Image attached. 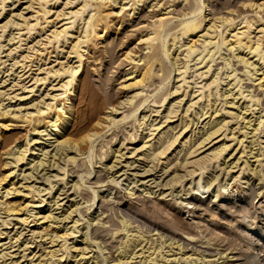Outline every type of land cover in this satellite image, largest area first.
I'll list each match as a JSON object with an SVG mask.
<instances>
[{
	"label": "bare ground",
	"instance_id": "bare-ground-1",
	"mask_svg": "<svg viewBox=\"0 0 264 264\" xmlns=\"http://www.w3.org/2000/svg\"><path fill=\"white\" fill-rule=\"evenodd\" d=\"M2 1L4 2L5 0H2ZM56 1H59V0H56ZM129 1L130 2L133 1L132 4H134V6H132L131 8L132 9L131 13L133 10L135 11V8H136L135 6L137 4L140 5V3H142L141 5H144L147 2L150 4L149 6L151 10L147 12V15H141L138 18L139 20L132 24L134 28L136 27L135 28L136 30H141L142 32L143 31L146 32V33L141 34L140 38L138 39V42L136 43L144 47H142V49H139V53L138 52L134 53L133 51L129 50L124 53V56L122 58L118 57L115 59V51H116L114 49L115 39L112 38L108 40L106 38L107 29L109 28L106 22L111 16L114 15V11L106 12V9L108 8L107 7L108 5L119 4L117 7V9L119 10L115 13L117 15L119 12L121 13V11L125 9V7L127 8L126 3L127 4L129 3L128 0H67L63 2L65 4L63 9L60 8L61 10L59 9L55 11V13L57 14L54 17H52L54 14H51L53 8H50V6L54 3L50 4V0H31L29 8L31 6L33 9V6H38L36 7L38 9L34 11L36 12L34 15L35 17L39 16V15L37 16V14H40L42 16V18L41 16L39 18L44 19V20H41L44 22L43 23L44 26L41 25L43 28L42 29L40 27L39 28L41 29V31H44L43 33H46V35L43 38L41 37L42 39H39V40L36 39L37 41L36 40L35 41L39 44L40 40H45L46 42L45 41L43 42L46 43V46L48 45L47 47L51 48V49L46 48L44 49V51H41L43 52L41 56L45 55L44 54L45 50H47L46 53L48 54V57H47L48 60H50L51 56H55L56 58L54 60L53 58H51L52 60L50 61L46 60L47 62H43L42 58L44 57L34 58L33 57L34 55L31 54L32 55L31 56L29 54L30 52L28 54L26 53L25 55H22L23 56L22 59L15 61L14 63V65L17 63H20L21 64L20 67H22L21 70L19 71L20 75L19 73L18 75H19V79L21 80V84L22 82L24 83L22 85H20L19 83L20 86L18 89H22L23 92L27 91L28 94L30 92H32L30 94H33L35 90V86L33 87L32 85L36 84L39 81L40 82L42 81L44 85L45 81L47 82V80L49 81L52 78L53 82L55 83L51 85V87H49L50 91L52 90V91L59 92V90H61L62 92L52 93V92L46 91L47 93L46 95L47 96L49 95V98L51 97L50 99L52 101V102L47 101L48 103L42 100L43 97L40 95L42 97L41 99L42 102L44 101L43 103H46L45 107H43L44 105L41 106L39 101L38 102L41 107L38 106V104L36 103L37 100H35L36 101L35 103L31 101V105L28 104V106H32L34 104L38 108V109L33 108L36 110L33 112H30V111L23 112L22 110L23 106L20 107L19 105L18 106L15 105V108H13L14 107L13 106L12 108L15 110L10 111L11 109H6V106L4 105V102H5L4 99L0 98V122H2L0 123V127L5 128L6 130L7 129L11 130L12 128H9V127L11 126L14 127L15 124L17 125L19 122L20 123L22 122L21 124H24V123L25 124L28 123L29 125L32 124V128H30L32 130V133H39V132L45 133L47 131L48 133L46 132V135L50 136L49 138L54 139V140L52 139L53 140L52 143L54 144L56 143L55 144L56 151L53 152V154H51V157H53V161H54L53 165L56 163V161L58 162L59 159L63 158L61 157V153H63L62 155H64L65 153V155L68 156L67 158H69V160H72L74 162H76V159L78 156H79L78 158H80V156H83V160L84 159L88 160L92 169H90L89 168L90 166H89L85 171L81 170L80 172H78V180L83 181L84 182L83 184H87L86 183L87 180H84V178H86L84 173H87V176H89L87 177V179H89L91 174L93 173V165H94L93 153L97 151L96 153L99 155V157H103V156L107 157V154H109V152H108V149L104 151V147L109 145V143L113 140V138L117 137L119 134V132L114 131L112 132L109 140L105 141L103 138L104 136L107 137V135H104V133H107V131L113 127H116V126L120 127V125L124 123H131V126L133 128L134 127L136 128V123H138L139 126H142V124H144L145 127L147 128L149 127V129L153 131L154 134H155V131L158 130L156 134L158 135V137L156 136L157 139L154 142H151L150 144H148L147 148L145 147L146 150L148 149V151L146 152L148 153L146 157H152L154 159L158 158V161H159V158L161 159L162 156L167 154V151L170 149V147L174 145V143L177 142L179 136L183 133V131L187 130L189 126H190V129L184 134V136L185 135L187 136L184 138L183 146L181 149V150H185L184 161H186V163L190 162L191 160L190 158H193V157L195 158L196 156L204 153L206 150H209L206 157L211 156L212 158L214 159L216 158L218 160L220 157L223 156L222 157L223 163L224 165L227 164V167L230 166L228 161H226L227 156L232 157L234 155L233 157L237 158L236 163H238V161L242 158L245 152H247V150L249 153L253 154L252 151L253 150L255 151L256 146L263 143L262 137L260 136L256 137V136L257 134H260L261 132L264 131L263 130V127H264V15L261 14V11H264V0H255L254 2L253 0H238V1H233V0H129ZM216 1L218 2L217 4L214 3ZM239 2H242V4L238 5ZM36 3L38 5H34ZM70 5H74V6L72 7ZM112 7H110V9ZM233 7H239V8L241 7L242 9H245V10H242V9L240 10L239 8H238L239 10H237L236 8H234L235 9L234 10ZM68 8L70 9L68 10ZM248 10H251L252 12H254L258 16V18L249 17V15L246 14ZM20 12H19V15H22V11ZM122 12L124 13V11ZM239 17L241 18L240 22L244 24L237 22V18ZM131 19L132 18L130 17V20ZM141 19H144L145 21L142 22ZM78 21L79 22L81 21V24L83 23V25L81 26V24L78 23V25L80 24L81 27L77 25L79 28H77L74 31V28L76 27L75 26L76 22ZM10 22L13 23L12 19L8 20L5 26H7V23L10 24ZM14 22L16 21L14 20ZM19 23L21 22H17L14 24L19 25ZM123 23H124V20L120 21L119 23L120 25H118V29L121 28V25H123ZM22 24H24V22ZM32 24L35 26L38 24V22L37 24L36 23H32ZM20 27L19 29L23 30ZM32 29L33 28H31V30ZM131 34L132 33H130V35ZM127 35L129 34L125 33L124 36L127 37ZM95 36H98L99 39L105 38V40H103L105 44H103L102 46L103 48L102 53H103L104 58L109 57L108 60H104L107 62L106 64L103 62V57L101 56V54H97V53L94 54V50L92 53L90 51V49L92 48L91 45L93 44L92 41L94 42L93 38ZM9 39L12 41L14 37L12 36ZM18 39L20 42L24 40L21 37H18ZM185 39H187L188 42L185 43V41H187ZM122 40L123 39H121L120 41ZM170 40H172V42H170ZM201 41L203 43L202 50L199 48V46L197 47V45H199ZM36 42L33 43L35 46L37 44ZM63 43L64 45L66 43L69 44L68 45L69 50L66 51L68 54L66 56L64 55V58L66 59L63 58L64 60H60L59 54L58 56L55 54L53 55V52L57 53L58 51H63L65 47L63 46ZM61 45L63 46V48L59 50ZM30 47H28L27 49H29ZM35 48L37 49V47ZM179 49H181V54L185 52V57L187 59L194 56L195 54V56L192 57L191 62L192 60L196 58L197 59L195 60L196 65L198 64L197 65L198 67L199 65H201L200 68L206 69L204 71L202 70L200 74L198 73V76L200 75V78L205 77L212 70L213 72L211 74L215 75L214 78L210 76L213 79L209 83L206 81L208 83V85L207 84L206 85H207V91L209 93L202 91L203 89H205L204 87L206 86H204L202 90L200 88L201 93L196 96V98H199L197 101L195 100L196 102L201 100L207 94H208L207 95L208 97L211 96L212 91H214V89L216 88L219 89L217 85V87L215 88L213 87L214 89H212L211 91L210 85L212 88L213 84H217L219 82L218 79L221 77V74H220L221 70L224 69L225 67L227 69L226 77L230 78V81L228 82L229 85L236 84V87L239 88V94L237 93L238 96L240 95L244 97L245 100L246 98H248L246 109L247 110L249 109L247 106L252 107L253 105H255L257 109L260 110L261 112L259 113V116L257 118H253L254 113H255L253 111H252L253 115L249 119H247L243 115L242 119H243V123L245 122L244 123L245 125L240 126V128H238V126L237 127L234 126L235 128H233L232 130L231 127H228L229 126L228 123L230 122L231 124V121H233L234 119H227L226 117H224L223 119L221 118V121H219L220 116H216V115H219L220 110L223 108V107L218 108L217 102H219L218 101L219 98L217 96H220V95L223 96L225 93L220 94L219 92L220 95L217 94L216 96V94L213 92L215 96L213 95L214 97L213 96L211 97L214 98V103L208 100L207 105L205 106L202 105L201 110L197 113V115L200 114L198 115L199 117H196L195 119V120H198V122H199V118H202V116L207 115L205 119L206 118H209V119L207 122L204 123L202 127L203 131H202L201 136L199 135V137H197L198 136L197 135L195 137L196 133H199L200 131L199 129L198 131L196 130L198 128L197 126L194 130H192L193 129L192 126L194 123V121L192 120L193 118L191 119L189 117V120H188L187 119L188 115L184 116L183 114L182 116L179 115L181 116L179 117L177 114L181 106L177 109L176 104H178L179 106L180 103L184 101V98L179 95L181 98L178 99L179 96L176 94L172 98L169 97L173 93H179V90L182 89L183 86L185 85L187 86V84H189L188 83L189 81H187V78H186L187 77L186 74H187V70L191 68L190 65L188 67V64L190 61L187 62L188 60L185 59L187 61L184 60L185 62H182L183 63L182 67L181 68L178 67L179 72H178L177 81L178 83L180 82V84H178L176 89H174V91L172 90L163 91L164 86H166L171 81L172 74L174 71V69H170L169 71L163 73L164 71L163 64L168 62L169 64H171V67L173 65L181 66V64H179L181 62V61L179 62V55H181L178 52ZM223 49H226L229 53L225 52L226 54L223 55L222 53L224 52H221ZM41 50H42V47H41ZM236 51L239 54L237 56L235 55L237 53ZM231 52L233 55L230 54ZM96 54L97 56H95ZM89 58L93 60L91 64L92 65L95 64L97 66L96 68L94 66L95 70L92 68L95 71L93 72L97 73L96 78L89 77L87 79L85 77H82V73L87 72L86 63H88V61L90 60ZM218 58L219 59L221 58L225 63L224 64H222L223 62L217 63L216 61ZM234 58H237L238 60L235 62ZM117 59H119L118 62H117ZM125 61H128L129 64H132L131 67L129 68L130 70L125 73L126 80H124L123 83H120L122 85L119 84L120 85L119 88L122 87L125 90V94L120 97L119 101L113 102V98L115 97L116 93L110 89V82L113 80V77L110 75V72H113V67L115 63L116 64L118 63V65L120 66ZM33 65H35L36 67H33ZM57 65L59 67L56 68ZM214 65L217 67L213 69ZM27 67L29 68L27 69ZM102 67H104L103 68L104 71H102ZM33 69L36 70L35 75H32L34 71ZM41 74H44V75L42 76ZM204 74L205 76H203ZM31 80L33 82H31ZM231 81L233 82L230 83ZM195 83L197 82L195 81ZM152 86L154 88H151ZM233 87H235V85ZM12 88L13 87H11V89ZM197 91H199V89ZM229 91H232V90L229 89ZM64 92L65 93L69 92V94L64 96L65 95ZM232 92L231 93L229 92V94L233 95L234 93ZM1 94H2V91H0V95ZM17 95L18 94L15 95L14 93V96L13 95L12 96L13 97L16 96L17 98ZM22 95L23 96L20 95L19 98L24 99V98L29 97L28 95H24V94ZM226 95H228V93H226ZM95 96L101 97V101H99V103L97 102L93 103L94 101L93 102L91 101V99L94 100ZM8 97L10 98V96ZM62 97H63V100H61L60 103L58 104L56 101ZM227 97H229V95ZM193 99H191L190 101L192 102ZM65 100L66 101L70 100L68 105H66L67 103ZM195 101L192 104H195L196 103ZM228 101L225 100V103H227ZM149 102H151V105H149ZM231 103H233V101L230 102L229 104L231 105ZM79 105H82L84 109L82 108L83 110L78 111L77 107ZM213 105H216V107L213 108ZM9 106H7V108H10ZM143 106L145 107L151 106L152 112L155 111L157 113L156 115H158L162 107L166 106L164 110L167 111L166 118H168V120L171 119L169 120L170 122H168L166 125L162 127L161 125H163L167 121L165 120V121H162L163 122L162 124L156 126L154 122L157 119H154V120H151L150 123L148 124V120L150 116H148L145 113H143V116L139 115V111L143 108ZM155 107L158 109H155ZM27 108H23V109H27ZM52 109L55 110L54 115L49 116V118L51 119L48 121V125H45V127H43L44 130L40 129L39 131L38 127H40L41 125L40 123L42 122V120L46 119L44 114H46L47 111L52 110ZM187 109L189 110V108ZM205 109L207 110L205 111ZM244 109L243 111L245 113L246 110ZM120 110H122L120 112L122 116L120 118H117L116 114H118V111ZM222 110H224V114L226 115L227 114L231 115V113H233V111L225 110V108H223ZM140 112H142V110ZM252 113H249V114L251 115ZM42 116H44L45 118L41 119ZM177 116L179 117L178 120L181 118V122L179 123L182 124L179 130L183 128V131L180 134L177 133L180 131L176 130L179 124L177 123V125H173L174 123L173 121H177V120H172V118L177 117ZM238 116L239 114H236L235 116H232V118L233 117L235 118ZM6 122H9V123H6ZM15 122H18V123H15ZM169 123H172V124H169ZM20 126L22 127V125ZM48 127L49 129L50 128L51 129L48 130ZM123 127H121V131ZM107 128L109 129L106 130ZM246 128L247 130L245 131ZM248 129H251V131L249 130L250 132H248ZM31 130H26L25 138L20 144L16 145L17 147L14 146L13 148H11V146L10 147L8 146L9 144H6L9 147V149H6V150H9V151L5 152L3 150L4 147L2 149V151L5 152V154L9 156V158L12 155L11 160L10 159L8 160L5 158L6 160L5 164L10 165V172L6 174L5 176L0 177V213L7 214V215L5 214L6 218L4 219L2 218L3 220H1L2 224L5 226H9V224H13V221L11 222L10 220V219L15 218V217L12 218L13 214L16 216L19 215L17 216L18 218L16 217L17 223L18 222L23 223V224L27 223L29 221L28 220L29 217L26 218V215L32 212L30 208L31 206H34V203H35L34 197H36V195H39L41 193V190H38L37 188H35L34 185L36 183L32 185L28 184V181H29L28 178L32 179L30 176H32V174L34 173L33 171L34 169H36L37 166L39 165L42 166L45 163H48L46 161V157L50 155L48 153V149L44 147L47 151L44 149L45 151L42 153L44 154V157H41V158L39 157L40 160L36 161V163H35V160H36L35 153L33 152V154H31L32 159L30 157V161L27 163H32L31 164L32 168L34 167L33 164L34 165L39 164V165H37L33 169L31 168L32 170H30L29 172L23 173L24 174L23 179H25V182L21 181L20 179L16 180V176L18 177V175L15 174L16 168L14 169V166H13V164L17 165V163H19L22 160L24 161V159H26L25 158V156L27 155L26 153L29 151L28 146L29 144H31L29 135H28V134L31 135ZM174 130H176L177 132H175ZM191 130L192 132L190 134ZM228 130L231 136H229V134L227 133ZM240 130H243L242 131L243 136L241 138H240L241 135H239L240 134L239 132H241ZM249 133H252V136H251L252 139H250V141L247 144L245 143L246 145H244V138H247V135ZM122 134H124L123 131H122ZM152 134L153 133H151V136ZM236 134L239 136H237ZM221 135L223 136V138L215 140ZM229 137L232 139V141L236 140L239 146L236 144L237 147L234 148V151H232L233 150L232 148L229 152H227L228 149L232 145V143L231 144L227 143L226 138H229ZM134 138L135 137H133V139ZM125 139H126V136L124 137V140ZM5 140L7 141V138L6 139L4 138L3 140L0 136V147L1 148L2 146L5 145V142H6ZM148 140L144 141L145 143L142 147L147 145ZM24 141L25 143H23ZM37 141H38V138H37ZM212 142L213 144H211L209 147L205 149V147ZM38 143H41V142H36V144ZM240 144L242 147V151H241V148L239 149V151H236L238 147H240ZM99 145H100V151H98V148H97ZM22 146L24 147L22 148ZM246 147H249V149H245ZM34 149L36 150L37 148H34ZM260 149L261 147L258 150L259 154L257 156L259 155L262 156V151L260 152ZM35 150H32V151H35ZM59 151H61L60 154H59ZM113 151H114L113 152L114 154L115 152H120L119 149L118 150L115 149ZM135 151L137 150L135 149ZM226 152L227 154L225 155ZM70 153H73V155L71 154V156L69 157ZM239 153L241 154L237 156V154ZM58 154H59V157L57 159L56 156H58ZM256 154L254 153L253 156L256 157ZM206 157H199V159L197 158L196 160H192L191 163L194 162L196 163V165L198 164V166H200L199 169H201L204 167V166L202 167L201 165L205 164L206 161L204 160V158ZM48 159H50L48 160L49 162L50 161L52 162L51 158H48ZM255 161H259V158H256ZM233 162L235 163V161ZM247 162L248 161H246V163ZM168 165H170V162L167 163L165 166L167 167ZM18 170H22V169L19 168ZM35 171H37V169ZM176 171L174 170V172ZM257 171L261 172V170H257ZM254 172L255 174H257L256 171ZM97 173L98 174L95 176L94 180L91 183H99V182L104 181L102 170H98ZM9 176L10 178L9 180H7ZM258 176L260 177V179H262L261 173L257 175V177ZM216 179L217 177L211 176L209 180H207L206 182L207 185H205V187L203 188L209 189L210 186L213 185V182L216 181ZM115 183L117 184L116 180H115ZM245 183L247 184L246 187H243L237 184H231V185L229 184L230 185L229 188L231 189L230 192L229 190H226L227 186H223L222 188L225 189V191L222 192L223 189L222 190L219 189L215 191L216 193L215 199H210L209 198L210 194H208L207 196L204 195L206 193L205 190L202 192L203 196H201L202 195L201 194L199 196V199H198V195H199L198 192H194L191 196L187 195L186 197L182 198L180 203L182 205H185L183 206V208H187L188 213L192 214V217L190 216L191 217L190 219L191 221L193 220V222L184 221L183 219H181L179 215H177L178 213H174V216L172 218H167L171 216L169 213V209L172 210L175 208V206L172 207L170 202H167V204H165L167 205L166 208L165 207L162 208L160 207V205L159 207H157L158 205L156 204L157 206L155 205V207L147 210V212H150L153 216L158 218L156 220H159V219L163 220L165 216L166 218L164 222L160 220H159L160 222L150 220L146 216L143 215L142 211H140L138 207L133 205L131 202L129 203L128 200H126L127 195L117 198L115 203H111L110 201L107 200L105 196H101V200L98 199L97 207L99 206L98 209L100 210V212L102 211V215L103 213L109 210L107 208L108 204L106 205V201L111 203V206H112L111 209H113L114 213L112 214L107 213L109 215L106 216V219L100 218L101 220L99 219L100 221L98 220L99 222L98 221L97 222L98 224L101 222L100 224L102 225L110 223V227L114 226L115 227V231L113 232L114 235L124 230L129 231L130 226L132 224L133 225L135 224L134 227H137L136 229H139L141 233L142 232L143 233L148 232V234L150 233V236L147 237L146 240L147 239L152 240L153 239L152 237L156 235V237H154L155 239L153 240L160 241L163 244H164V241L166 243L167 240H170V243H168L169 246L177 244V247L181 249L185 245L189 246L190 244H192L191 245L192 247L195 246L196 247L195 249L197 251L199 250L197 253L193 252L188 255H186L185 252H183V254L180 255V257L171 258L172 259L171 263L173 264H264V185L258 186L257 184L251 183L250 179H248ZM198 184H199V188L202 187L200 183ZM111 188L112 187H110V189ZM233 188H235L234 191L232 190ZM84 189L92 190L94 198H93V203L92 202L91 203L92 205L95 204L98 198V195H97L98 189L96 190V188H93L92 184H89V186L87 185V187H85ZM121 190H119V192H121ZM188 193L190 192L188 191ZM204 197L207 200H204ZM57 200L55 199V201ZM42 201H45V199H42ZM58 203H59L58 201L56 203L54 202V205ZM73 205L74 204L72 202L67 207V209H65V212H64L65 216L63 217L64 220L67 221L68 220L67 218L70 219L73 212H78L80 214L79 207L81 204L76 203L75 206ZM41 213L42 212H40V214L38 213V215L34 217L36 220L35 224L38 221V223L36 224V226L37 225L38 226L37 227L35 226V227L39 228L40 226V228H42L40 232L37 231L39 234H42V235H39L41 236V241L43 240L42 236H45V237L49 236L50 242H52L54 245L57 243L56 241L58 242L62 241L61 242L62 244L60 245L59 250L68 249L70 251L71 249L75 248L74 250L76 251L77 250V247H76L77 239H76L75 244L74 243L73 245L71 244L73 248L68 247L66 245L68 243L66 242L68 241L69 236L71 237V235H74V233H77V232H74L75 231L74 228L78 224V222L82 220L80 219L81 217L77 218L75 216L77 219H75V221L73 222L72 229L74 231L71 229V231L68 232L67 230L66 231L64 230V227L61 228V225H59L58 223L60 220H62V218L59 220V217H56L57 215L55 214L53 215L51 210L48 209L46 213L44 214H41ZM118 213L121 214L122 219L120 223L122 225L118 224L115 221V216H117ZM163 213H166L169 216H166V215L162 216ZM24 214H25V217H24ZM81 214L79 216H83ZM0 218H1V215H0ZM83 218L85 219V217ZM87 222H88L87 223L88 225L86 224L87 231L84 233L82 239L79 241L85 243L86 247L89 248L90 246L88 245L91 241V240L89 241V239L91 237L89 236L90 231H88V229L90 230L89 225H91V223L89 221ZM133 225L131 226V228H133ZM22 226H25V225H22ZM67 227L68 226H66V228ZM35 231L33 229L32 231V233L34 232L33 235L36 233ZM78 231L80 232L81 230H78ZM100 231L109 232L113 230L112 229L105 230L103 226L95 227L94 232H93L95 240L91 242L92 243L95 242L94 243L95 244L94 253H97V256H96V260H94L92 263L106 264V262H108V257L111 258V261L109 262V264H124L126 260L130 261V259L128 258L129 256L127 257L126 254L134 255L136 253L135 248L137 249L138 248L137 246L139 245L135 244L133 249L129 251V248L133 246V242L131 241L129 242L127 238L125 239L124 242L121 243V246L119 245L120 248L123 249V250L121 249L122 251L120 252L119 255L118 254L117 256L113 255L112 251L109 250L105 256L103 255L104 253L101 256H99L100 253L103 252V248L102 249L100 248L99 240H96V238H99V237L103 238L102 237L103 234L101 235ZM178 231H182V233H184L185 235L184 236L180 235ZM1 233H6V232H2L0 230V234ZM18 233L21 234L22 236V231L17 232V234ZM45 237L43 238L45 239ZM20 238H21L20 235L19 236L17 235L14 241L15 243L12 244L11 247L13 246L15 247V245L17 246L18 242L21 241ZM162 239H164V241H162ZM198 239H200L201 242L202 240L205 239L204 242L207 245L216 246L217 247L216 249L218 250L217 253H219L220 255L218 257L217 255L215 256L216 252L210 248H200V247L198 248L196 244V240ZM47 241L49 240L47 239ZM92 243H91V246H92ZM4 244L5 243H2L1 246L2 245L5 246ZM41 244L39 245L40 247H42ZM106 247L104 249H106ZM59 250H55L53 248V250L49 251V255L53 257L55 256V253ZM89 250H91V248ZM94 253L90 256L83 255L84 256L83 259H86L85 260L86 263L91 261V259L95 258ZM121 253H123V255H121ZM194 253L196 254L194 255ZM136 255L137 254H135V256ZM23 256L26 257L24 253H23ZM144 257L145 256H143V258ZM167 257L168 255H165V254L163 255V259L165 258L164 259L165 262L168 259H170ZM125 258H128V259H125ZM152 259L153 258H151L149 261H147L148 259L143 260V261L145 263L146 262L149 263L150 261H152ZM159 259H160V256L158 260L154 258V261H155L154 264H163V263H159ZM41 263L42 262H39V264ZM76 263L81 264V260L77 261Z\"/></svg>",
	"mask_w": 264,
	"mask_h": 264
},
{
	"label": "rangeland",
	"instance_id": "rangeland-1",
	"mask_svg": "<svg viewBox=\"0 0 264 264\" xmlns=\"http://www.w3.org/2000/svg\"><path fill=\"white\" fill-rule=\"evenodd\" d=\"M1 1L2 0H0V49H1L0 50V91H2V94L3 93L4 94L3 95L1 94L0 98L4 99V101H5L4 105L6 106V109H11L10 111L15 110V109H13V108H15V105H17V106L19 105L20 107L23 106V108H27L28 107L27 109H23L22 108L23 112L24 111L33 112V111H36L33 108L38 109L36 107V105L33 104V103L36 102L35 100H37L36 103L38 104V106H40L39 105V102H40L41 106L44 105L43 107L46 106V103H43L44 101L52 102L51 99H50L51 97L49 98V95L48 96L46 95L47 94L46 91H49V92H52V93L53 92H58V91H52V90L50 91V88H49L55 82H53L52 78H51L52 80L50 79L49 81L47 80V82L45 81L44 85H43L42 81L41 82L39 81L36 84L32 85L33 87L35 86V90H34L33 94H30L32 92H30L29 94H28L27 91L23 92L22 89H18L19 86L24 83V82H22V84H21V80L19 79V75H20L19 71L21 70L22 67H20V65H21L20 63H17L15 65H14V63H15V61L21 60L22 57H23L22 55H25L26 53L28 54L29 52H30L29 53L30 55L31 54L34 55L33 56L34 58L35 57H44V58H42L43 62L50 61V60H52L51 58H53V60H54L56 57L55 56H51L50 60H48L47 59L48 54L46 53L47 50H45V53H44L45 55L41 56V54L43 53L41 51H44V49H46V48H49V49H51V48L47 47L48 45L46 46V43H45L46 41L45 40H40L39 44L36 42L37 40L42 39L46 35V33H43L44 31H41V29L43 28L42 26H44L43 25L44 22L41 21V20H44V19H41L42 16L40 14H37V16L39 15L38 17H35V15H34L36 13L34 11H36L38 9V8H36L38 6H33V9L36 8L34 10L32 9L31 6L29 8L31 0H5L6 2L5 1L1 2ZM64 1H67V0H59V1L50 0V4L54 3V4H52L50 6V8H53L51 14H54V15L52 17H54L57 14V13H55V11L59 10L60 8L61 9L64 8V5H65L63 3ZM233 1H238V0H233ZM254 1L255 0H253V2ZM128 2H129L128 4L126 3L127 8L125 7V9H127V10L124 9V10H122V11H124V13L121 11V13L119 12L117 15L115 13L119 10V9H117L119 4H114V5L111 4V5L107 6L108 8L106 7L107 8L106 12L114 11V15L111 16L106 22L108 27H109L107 29L106 38L108 40H110L112 38L115 39V43H114V47H115L114 49L116 50L115 51V59L118 58V57L122 58L124 56V53L129 51V50L133 51L134 53L135 52L139 53V49H142V47H144V46L136 44V43L138 42V39L140 38L141 34L146 33V32L145 31L142 32L141 30H136L135 29L136 27L134 28L132 26V24L134 22H137L139 20L138 18L141 15H147V12L149 10H151V8L149 6L150 4L148 2L145 3L144 5H141L142 3H140V5L137 4L138 6L137 5L135 6L136 7L135 11L133 10L132 11L133 14H132L131 13V10H132L131 8H132V6H134V4H132L133 1L130 2L128 0ZM214 3L217 4L218 2L216 1ZM108 4H110V3H108ZM241 4H242V2L238 3V5H241ZM34 5H38V4L36 3ZM70 6L73 7L74 5H70ZM72 7H70V8H72ZM110 7H112V8L110 9ZM70 8H68V10ZM234 8H236L237 10H239V9L241 10L242 9L241 7L240 8L239 7H233V9ZM242 10H245V9H242ZM20 11H22V15H19ZM207 12H208V10H207ZM246 14H248L249 17L258 18V16L254 12H252L251 10H248V12ZM261 14L264 15V11H261ZM40 16H41V18H39ZM10 17H12V18H10ZM130 17L132 18L131 20H130ZM9 18L12 19L13 23L12 22H10V24L7 23V26H5L6 22L8 20H10ZM13 19L16 22H14ZM240 19H241L240 17L237 18V22L241 23ZM123 20H124L123 25H121V28L118 29V25H120L119 24L120 21H123ZM141 21L143 22L145 20L141 19ZM17 22H21V23H19V25L14 24V23H17ZM23 22H24V24H22ZM37 22H38V24H37ZM32 23H36L37 24V25H35L36 27ZM78 23L81 24V21L80 22L79 21L76 22V25H75L76 27L74 28V31L77 28H79L78 26H80V24L78 25ZM26 24H28V25H26ZM241 24H244V23H241ZM82 25H83V23L81 24V26ZM19 27L22 28L23 30L19 29ZM28 27L30 28V30H29ZM31 28H33V29L31 30ZM125 33H128L129 35H130V33H132V34L130 36L127 35V37H125L124 36ZM12 36L14 37V39L11 41L9 38L12 37ZM18 37H21L24 40H22L20 42ZM97 37L98 36H95L93 38L94 42L92 41L93 44L91 45L92 48L90 49V51L92 53L93 50H94V54L95 53L101 54V56L103 57V62L106 64L107 62L104 61V60H108L109 57H105L104 58L103 53H102V50H103L102 46H103V44H105L103 40H105V38L99 39V37L98 38ZM121 39H123V40L120 41ZM185 40H187V39H185ZM43 41H45V42H43ZM35 42L37 43L36 46L33 44ZM170 42H172V40H170ZM186 42H188V40L185 41V43ZM44 44H45V46H44ZM202 44L203 43L201 41L199 43V45H197V47L199 46V48L201 50H202V47H203ZM68 45H69L68 43H66L65 45L63 43V46H65L64 50L63 51H58L57 53L53 52V55L55 54V55L58 56V54H59L60 60L66 59V58H64V55L66 56L68 54L66 52L67 50H69V46ZM63 46L61 45L59 50L62 49ZM28 47H30L29 48L30 50L27 49ZM35 47H37V49ZM41 47H42V50H41ZM183 48H181V49H183ZM181 49H179V51H178L180 54H181ZM35 50H37L38 52L35 51ZM33 51H35V52H33ZM221 52H224V53H222L223 55L226 54L225 52L229 53L226 49H223ZM97 54L95 56H97ZM230 54L233 55L232 52ZM218 55H216V56H218ZM235 55L236 56L239 55L238 52ZM194 56H195V54H194ZM194 56H192V57H194ZM184 57H185V52L182 53L181 55H179V62L180 61L181 62L180 63L178 62V63L181 64V66L180 65H178V66L173 65L172 67H174V66L175 67L172 68L171 64H169L168 62L163 64V69H164L163 73L169 71L170 69H174L171 81L166 86H164L163 91H166V90L174 91V89H176L178 84H180V82L178 83V81H177L178 80V72H179L178 71V67H180V68L182 67V65H183L182 62H185L187 60H188L187 62L190 61L189 64H188V67L190 65L191 68L188 69L189 71L187 70V74H186L187 77L186 78H187V81H189L188 83L191 86L189 84H187V86H189V87H187L185 85V86L182 87V89L179 90V93H173L169 97L172 98L176 94V95H178V96L180 95L181 97L184 98V101L181 102L182 104L180 103L179 106H178V104H176V108L177 109L181 106L179 108V112H177V114H178V116L179 115L182 116L183 114H184V116L188 115V117H187L188 120H189V117L191 119L193 118L192 120L194 121V123H193V126H192V128H193L192 130H194L196 128V126H197L198 128L196 130L198 131V129H199V131H200L199 133H196L195 137L197 135H198L197 137H199V135L201 136L202 131H203L202 127H203L204 123L207 122L208 119H209V118L205 119V117L207 115L206 116H202V118H199V122H198V120H195V119H196V117H199L198 115H200V114L197 115V113L201 110L202 105L203 106L207 105L208 100L214 103V98L213 97L215 96V94L217 96V94H219V92H220V94H224V93L225 94L223 96L219 94L221 97L217 96L219 98V100H218L219 102H217L218 103L217 104L218 108L223 107V108H225V110L233 111V113H231V115L227 114L228 115L227 116L226 114H224V110H222L223 109L222 108L220 110L219 115H216V116H220L219 117V121H221V118L223 119L224 117H226L227 119H234L233 121H231V124H230V122L228 123V125H229L228 127H231L232 130H233V128H235L237 126H238V128H240V126H244L245 125L244 124L245 122L243 123V119H242L243 115L247 119H249L253 115V113H252V111H253V112H255L253 118H257L259 116V113H261V112H260V110L257 109V107L255 105H253V106L251 105L252 107L247 106L249 109L248 110L246 109L248 98H246V100H245L244 97H242L240 95L238 96L239 88L236 87V84H233V85L230 84L229 85L228 82L230 81V78L226 77L227 69L225 67H224V69L221 70V73H220L221 77L218 79L219 82L218 83L216 82L217 84H213L212 88H211V85H210V90L211 91H212V89H214L218 85L219 89L216 88V89H214V91H212L211 96H213V95L214 96L213 97L209 96L210 97L209 98L207 96L208 95L207 94L206 95L207 97L205 96L206 98L203 97L201 100L196 102L199 99V98H196V96L201 93L200 88L202 90L203 87L206 86V87H204L206 90L203 89L202 91H204L206 93H209L207 91V85L214 78L215 75L211 74L213 72V70H212L206 76H205V74L203 75L206 78L205 77H201L200 78V75L198 76V73L200 74V72L202 70L204 71L206 69L200 68L201 65H199V67L197 66L198 64L196 65V61H195V60H197L196 58L194 60H192V62H191L192 57L189 58L190 60L187 59L186 57L185 58ZM89 59L90 60L88 61V63H86L87 72H83L82 73V77H85L87 79L89 77L96 78L97 77V73H94L95 72L94 70H95V68L97 66L95 64L92 65L91 62L93 60H91V58H89ZM185 59H187V60H185ZM252 59H254V58H252ZM234 60L236 62L238 59L234 58ZM73 61H74V59H73ZM118 61H119V59H117V62ZM216 62L217 63L223 62L222 64L225 63L221 58L220 59L218 58ZM238 64H240V63H238ZM131 65L132 64H129L128 61H125L120 66L118 65V63L117 64L115 63V65L113 67V72H110V75L113 77V80L110 82V89L113 92L116 93L115 97L113 98V102L119 101L120 97L125 94V90L122 87L121 88H119V87H120V85H122L120 83H123L124 80H126L125 73L130 70L129 68L131 67ZM94 66H95V68H94ZM33 67H36V66L33 65ZM57 67H59V66L57 65L56 68ZM216 67L217 66L214 65L213 69L216 68ZM28 68L29 67H27V69ZM103 68L104 67H102V71H104ZM33 70H34L33 71L34 74L32 73V75H35V71L36 70L35 69H33ZM18 73H19V75H18ZM41 75L43 76L44 74H41ZM210 76L213 77V78H211ZM34 77H36V76H34ZM222 77H224V78H222ZM33 81H34V79H33ZM33 81L31 80V82H33ZM195 81L197 83H195ZM232 82L233 81H231L230 83H232ZM246 82H247V80H246ZM19 83H20V85H19ZM28 84H30V83H28ZM234 85H235V87H233ZM32 86H30V87H32ZM11 87H13V88L11 89ZM154 87H155V85H154ZM154 87L152 86L151 88H154ZM198 89H199L200 92L197 91ZM229 89L232 90L233 92L229 91ZM3 90H4V92H3ZM217 90H218V92H217ZM227 90H228V92H227ZM35 91H36V93H35ZM13 92L15 93V95L18 94L19 96L17 95V98H16V96L13 97L14 96ZM60 92H62V91L59 90L58 93H60ZM229 92L230 93L232 92L234 94L233 95L229 94ZM9 93H10V95H9ZM226 93H228L229 97H227L228 95H226ZM245 93H247V92H245ZM22 94L28 95L29 97L24 98V99L23 98H19L20 95L23 96ZM64 94H65L64 96H66V95L69 94V92H67V93L64 92ZM185 94H186V96H185ZM7 95L10 96V98ZM40 95L43 97V99H42V97ZM230 95H231V97H230ZM180 96H179L178 99L181 98ZM225 96L227 97V99H226ZM44 97L47 98V99H45ZM236 97H238V98H236ZM12 98H14V99H12ZM28 98H30V99H28ZM95 98H97V99H95ZM10 99H11V101H10ZM41 99L44 100V101L42 102ZM65 99H66V97H65ZM191 99H193L192 102L190 101ZM61 100H63V97L60 98L59 100H57L56 102L59 104ZM225 100H227V101L230 100V101L225 103ZM31 101L33 102L32 103L33 105L32 106H28V104L31 105ZM91 101L92 102L94 101L93 103H95V102L99 103V101H101V97L95 96L94 100L91 99ZM194 101L196 103L192 104ZM232 101H233V103H231V105H232L231 106L229 103L232 102ZM69 102H70V100H67L66 101V103H67L66 105H68ZM149 105H151V102H149ZM7 106H9L10 108H7ZM144 107L145 106H143V108ZM165 107L166 106L162 107L160 109V112L158 113V115H156L157 113L155 111L152 112V110H151L152 107L151 106L150 107L146 106L144 109L143 108L141 109L142 112H140L141 110L139 111V115L143 116V113H145L148 116H150L151 118L149 117L148 124L150 123L151 120L157 119L154 122V124H156V126L162 124L163 123L162 121L167 120L166 123L161 125L163 127L168 122H170L169 120H171V119L168 120V118H166L167 111L164 110ZM215 107H216V105H213V108H215ZM253 107H255V108H253ZM77 108H78V111L84 109L82 105H79ZM187 108H189V110ZM155 109H158V108L155 107ZM243 109L246 110L245 113H244ZM186 110H187V112H186ZM206 110L207 109H205V111ZM121 111L122 110L118 111V114H116L117 118H120L122 116V114H120ZM54 113H55V110L52 109V110H49V111L46 112L47 116H46V114H44L46 119L42 120V122L40 123L41 125H40V127H38L39 131H40V129L44 130L43 127H45V125H48V121L51 119V118H49V116L54 115ZM209 113H208V115H209ZM235 113L239 114V116L235 117V118L234 117L232 118V116L236 115ZM249 113H252V114L250 115ZM222 114H224V115H222ZM44 116H42L41 119L45 118ZM178 116L172 118V120H177V121H173L174 123L172 122L173 125H177V123L179 124L178 128L176 129L177 131L182 126V124L179 123V122H181V118L178 120V118L181 117V116H179V117ZM184 119H185V117H184ZM195 121H196V123H195ZM141 122H142V120H141ZM257 122H258V120H257ZM0 123H2V122H0ZM6 123H9V122H6ZM15 123H18V122H15ZM21 123L19 122L18 124L22 125V127L20 125H18V124L17 125L15 124L14 127H12V126L9 127V128H12V129L11 130L7 129L8 131L5 128L0 127V136H1V138L3 140H4V138L5 139L7 138V141L6 140H5L6 142L4 141L5 145L3 144L4 146H2V148L0 147V152H2V153H0V177L1 176L3 177V176H5L6 174H8L10 172V165L5 164V161H6L5 158L8 159V160L9 159L11 160L12 155L9 158V156H7L5 154V152L9 151V150H6V149H9L10 146H11V148H13L17 144H20L23 141V139L25 138L26 130H31L30 128H32V124L29 125L28 123H26L27 124L26 125L24 123L25 124L24 125V124H21ZM172 123H169V124H172ZM42 124H44V125H42ZM247 125H249V124H247ZM123 126H125L126 128L123 127ZM147 126H149V125H147ZM116 127H113V128L110 127L111 128L110 130H108L109 128H107L106 129V130H108L107 133H104V135H107L108 138L106 136H104L103 139L105 141H107V140H109L112 132H114V131L115 132H119L118 136L114 137L113 140L109 143V145L104 147V151H106L108 149V152H109V154H107V157L106 156L99 157V155L96 153L97 151L93 153V155H94V158H93V162H94L93 173L91 174L89 179H87V177H89V176H87V173H84V175L86 177V178H84V180H87V182H86L87 184H83L84 183L83 181L78 180V172H80L81 170L85 171L89 166H90L89 168L92 169V167H91L90 163L88 162V160H85V159L83 160V156H80V158H78L79 157L78 156L77 159H76V162H74L72 160H69V158H67L68 156H66L65 153H64V155H62L63 153H61V151H59V154L61 153V157H63V158L59 159V161H60V162L58 161L59 163L56 161V163L53 165L54 161H53V157H51V154H53V152L56 151V148H55V144L56 143L55 144L52 143L54 139L53 138H49L50 136L46 135L47 131L45 133H43V132H41V133L40 132L39 133H32V130H31V135L28 134L31 144H29V146H28L29 147V151L26 153L27 154L25 156L26 159H24V161L23 160L20 161L19 163H17V165L13 164L14 169L16 168V171H15L16 173L15 174L18 175V177L16 176V180L20 179L21 181L25 182V179H23V175H24L23 173H27L30 170H32L33 168H35L37 165H39V164H37V165L33 164L34 167L32 168L31 167L32 163H27V162L30 161V157L32 159V155L31 154H33V152L36 155L35 163H36V161H39L41 157H44V154H42V153L46 149H48V153L50 155H48V153H47V155L50 156V157L47 156L46 157V161L48 163H45L42 166L41 165L37 166L36 167L37 171H35L36 169H34V171H33L34 175L32 174V176H30L32 179L28 178L29 181L27 180L28 184H30V185L36 183L34 185L35 188H37L38 190H41V193L39 195H36V197H34V202H35V203L33 202L34 206H31V208H30V210L32 212L29 213L30 212L29 211L28 212L29 214L26 215V218L29 217V219H28L29 221L27 223H24V224L23 223H19V222L17 223L16 217L19 216V215L16 216V215L13 214V216L12 215L11 216H12V218L13 217H15V218L10 219L11 222L13 221V224H9V226H5V225L2 224L1 220L6 218L7 214L6 213H0V215H1V218H0V230L2 232H6V233H1L2 235L0 234V264H8V263H10V264L11 263L12 264H39V262H42L41 264H77L76 262L80 261V260H81V264H94L92 262L94 260H96L97 253H94V249H95V246H94L95 244L94 243L95 242L92 243L91 241L95 240L94 234H93L95 227H99V226L100 227L103 226L105 228V230L106 229H112L113 230V231H109V232L100 231L101 235L103 234L102 235L103 238H101V237L96 238V240H99L100 248L101 249L103 248V252L100 253L99 256H101L103 253H104L103 255L105 256L109 250L112 251L113 255H116V256H117V254L119 255L120 252L123 250L122 248H120L121 243L124 242L125 239L127 238V240H129V242L130 241L133 242V246L129 248V251L133 249L135 244L136 245L138 244L139 246H137L138 247L137 249L135 248V252H136L135 254H137L136 256H135V254L134 255L133 254H131V255L126 254L127 257L129 256L128 258L130 259V261L128 260L129 261L128 262L126 260V262L124 264H136V263L137 264H150L151 262H152L151 264H154L155 263L154 258H156L158 260L159 256H160L159 263L173 264V263H171V260H172L171 258L180 257V255H182L183 252H185V254L188 255V254H191L193 252L197 253L199 250L197 251L195 249L196 248L195 246L192 247L191 246L192 244H190L189 246L185 245L181 249H179L177 247V244L172 245L173 246L172 247V246H169V244H168V243H170V240H167V242L165 243L164 239H162V241H164V244H163L160 241L153 240V239H155L154 237H156V235H154L152 237L153 238L152 240H148V239L146 240V238L150 236V233L149 234H148V232H144V233L142 232L141 233V231L139 229H136L137 227H134L135 224L134 225L132 224L133 228H131L132 225L130 226V230L129 231L128 230H124V231L118 232L117 234L114 235L113 232L115 231V227L114 226L110 227V223L102 225V224H100L101 223L100 222L98 224V222L101 219H104V218L106 219L107 215L114 213L113 209H111L112 208L111 203H115L117 198L127 195L128 197L126 196V200H128L129 203L131 202L133 205L138 207L140 209V211H142L143 215L146 216L148 219L153 220V221H159L160 220V221L164 222L165 218H166L164 215H166V216H169V215H167L166 213H163L162 216H164V219L163 220L162 219L156 220L158 218L153 216L150 212H147V210L155 207L156 204L158 205V206L156 205L157 207H159V205H160V207H162V208L165 207L166 208L167 205H165V204H167V202H170L172 207L175 206V208L172 209V210L169 209V213H170L171 216H169L167 218H172L174 216V213H178L177 215H179L181 217V219H183L184 221L193 222V220L191 221V219H190L192 217V214L188 213L187 212V208H183V206H185V205H182L180 203L181 199L186 197L187 195L191 196L194 192H198V194H199L198 195V199H199V196L205 190L206 193L204 195L207 196L208 194H210L209 198L210 199H215V197H216L215 191H217L219 189L222 190L223 186H227L226 190H229V192H230L231 189L229 187H230L231 184H237V185L246 187L247 184L245 182L248 179H250L251 183L257 184L258 186L264 185V144H263L264 143V137H263L264 136V131L261 132L260 134H257V136H256V137L260 136L263 139V141H262L263 143L260 144V145H257L255 151L254 150L252 151L253 154L257 153L256 157H254L253 154L249 153L248 150H247V152H245V154L242 156V158L238 161V163H236L237 158H234L233 157L234 155L232 157L227 156L226 157V161H228V163L230 164V166L227 167V164L224 165V163H223V159H222L223 156L220 157L218 160L216 158L215 159L212 158L211 156H208L209 158L206 157L207 153L209 152V150H206L204 153L196 156L195 158L193 157L194 159L190 158L191 160L189 159L190 162H188L190 165L188 163H186V161H184L185 150H181V149H182V146H183L184 138L187 136V135L184 136V134L190 129V126L185 131H183V128L181 130H179L180 132H177L176 130H174L178 134H180L182 131H183V133L179 136L177 142L174 143V145H172L170 147V149L167 151V154H165L166 156L164 155V156H162L161 159L159 158V161H158V158L154 159L152 157H146L147 154H148V153H146L148 151V149L146 150V148H147L148 144H150L151 142H154L157 139L158 135H156V134H157L158 130H156L155 134H154V132L151 131L149 129V127L148 128L145 127L144 124H142V126H139L138 123H136V128L135 127L133 128L131 126V123H124V124H121L120 127L118 126L119 128L118 127L116 128ZM121 127H123L122 131H123L124 134H122ZM50 129L48 127V130H50ZM192 130L190 131V134H191ZM246 130H247V128L245 129V131ZM249 130L251 131V129H248V132H250ZM263 130H264V127H263ZM240 131L241 132H239L240 133L239 135H241L240 136V138H241L243 136L242 135L243 134L242 133L243 130H240ZM151 133H153L152 136H151ZM227 133L229 134V136H231V134L229 133V130L227 131ZM188 134H189V132H188ZM239 135H237V136H239ZM125 136H126V139L124 140ZM251 136H252V133H249L247 135V138H244V145H246L250 141V139H252ZM133 137H135V138L133 139ZM144 137H146V138H144ZM154 137H156V138H154ZM32 138H33V140H32ZM37 138H38V141H37ZM221 138H223L222 135L219 136L218 138H216L215 140L221 139ZM34 140H36V141H34ZM146 140H148L147 145L142 147L144 145V143H145L144 141H146ZM226 140H227L228 144L232 143L231 147L228 149L227 152H229L232 148H233L232 151H234V148L237 147V145H238L237 141L236 140L232 141V139L230 137L226 138ZM36 142H41V143L36 144ZM213 142L208 144L205 147V149L207 147H209L211 144H213ZM23 143H25V141ZM6 144H9L8 145L9 147ZM259 146L261 147L260 152L262 151V156L261 155L257 156L259 154V152H258V150L260 148ZM3 147H4V149H3ZM23 147L24 146H22V148ZM110 147L112 148V150H111ZM11 148H10V150H11ZM34 148H37V149L35 150ZM54 148H55V150H54ZM97 148H98V151H100V145ZM240 148H241V151H242L241 144H240V147H238V149L236 151H239ZM2 149L5 152H3ZM42 149H43V151H42ZM115 149L116 150L119 149L120 152H115V154H114L113 150H115ZM135 149L137 151H135ZM245 149H249V147H246ZM32 150H35V151H32ZM110 151H111V153H110ZM227 152L225 153V155L227 154ZM59 154H58V156H56L57 159L59 157ZM71 154L73 155V153H70L69 157L71 156ZM240 154L241 153L237 154V156H239ZM116 155H117V157H116ZM121 155H123V156H121ZM199 157H206L207 158V159L204 158V160L206 161L205 164L201 165L202 167L206 166L205 168L203 167V168L199 169L200 166H198V164L196 165V163H194V162L191 163L192 160H196L197 158L199 159ZM48 158H51L52 162L51 161L49 162L48 160H50V159H48ZM256 158H259V161H255ZM183 161H184V163H183ZM233 161H235V163ZM246 161H248L249 163L248 162L246 163ZM169 162H170V165H168L166 167L165 165L167 163H169ZM230 162L232 163V165H231ZM193 167H195V168H193ZM19 168H21L22 170H18ZM98 170H102V175H103V178H104L103 182H105V183H103V182L91 183L94 180L95 176L98 174L97 173ZM174 170L175 171L177 170V171L174 172ZM257 170H261V172H258ZM254 171H256L257 174H255ZM260 173H261L262 179H260L259 176L257 177V175H259ZM211 176L217 177L216 181L213 182V185H211L209 189L203 188V187H205V185H207L206 182H207V180H209V178ZM183 177H185V178H183ZM9 178H10V176L7 178V180H9ZM114 179L116 180L117 184L115 183ZM88 182H90V183H88ZM198 183H200V185L202 187L199 188V184ZM89 184H92L93 188H96V190L98 189L97 190V195H98L97 202L95 204H93V205H92V203H93L94 195H93L92 190L91 189H87V190L84 189L85 187H87V185L89 186ZM77 186L80 187V188H78ZM110 187H112V188L110 189ZM121 189H123V190H121ZM197 189H199V190H197ZM119 190H121V192H119ZM232 190L234 191L235 188H233ZM42 191H44V192H42ZM188 191L190 193H188ZM223 191H225V189H223L222 192ZM130 192L133 193V194H131ZM101 196H105L107 198V200L111 202L110 203V202L106 201V205L108 204L107 208L109 209L108 210L109 212L107 211V212L103 213V215H102V211L100 212V210L98 209L99 206L97 207L98 199L101 200ZM201 196H203V194ZM40 198L45 199V201H42V199H40ZM55 199L56 200L58 199L57 201L59 203L54 205V202L55 203L57 202V201H55ZM204 200H207V199L204 197ZM72 202L74 204L73 206H75L76 203L81 204L80 207H79V210H80L79 212H80V214L82 213L81 215H83V216H79L80 214L78 212H73L71 218L70 219L67 218L70 221H68V220L66 221L63 218L65 216L64 212H65V209H67V207ZM49 206H51V207H49ZM46 209L47 210L48 209L51 210L53 215L54 214L57 215L56 217H59V220L62 218V220H60L58 223H59V225H61V228L64 227V230L65 231L67 230L68 232L71 231V229L73 228V222L75 221V219H77L78 217L79 218L81 217L80 219H82V220H80L78 222V224L76 225L77 227L75 226V228H74L75 231L72 229L74 232H77V233H74V235H71V237L69 236L68 237V241L66 242V243L69 244V245L66 244L68 247L73 248L72 245H73V243L74 244L76 243V239H77V244H76L77 250L76 251L74 250L75 248L71 249L70 251L68 249L59 250L60 245L62 244L61 243L62 241H59V242L56 241L57 243L54 245L52 242H50L49 236L48 237L42 236L43 240L41 241V236H39V235H42V234H39L38 232H40L42 230V228H40V226H39V228H36L38 226V225L36 226L38 221L35 224L36 220H35L34 217L37 216L38 213L40 214V212H42L41 214L46 213L47 212ZM107 213H109V214H107ZM24 217H25V214H24ZM83 217H85V219ZM9 218H11V217H9ZM121 219H122L121 214L118 213V215L115 216V221L118 224L122 225L120 223ZM92 220H93V222H92ZM39 221H41V220H39ZM87 221H89L91 223V225H89L90 230L88 229V231H90L89 232V236L91 238H93V239H91L89 237L90 238L89 241L91 240L89 245H88V246H90L89 248L86 247L85 243L79 241V240L82 239L84 233L87 231V226H86V224L88 223ZM29 223H31V224H29ZM33 224H35V225H33ZM22 225H25V226H22ZM66 226H68V227L66 228ZM33 229H34V231L36 229V231H35L36 233L34 235H33L34 232L32 233ZM76 229L81 230V231L79 232ZM19 231H22V236L19 233L17 234V232H19ZM91 231H92V233H91ZM178 233L180 235H182V236L185 235L184 233H182V231H178ZM17 235L18 236L20 235L21 241L18 242L17 246L15 245V247L14 246L11 247V245L15 243L14 241H15V238L17 237ZM134 236H135V238H134ZM43 237H45V239ZM128 237H130V238H128ZM47 239L49 241H47ZM103 239H104V241H103ZM204 240H202V242L200 241V239L196 240V244H197L198 248L200 247V248L213 249L216 252L215 256L217 255V257H218L220 254L217 253V251H218L216 249L217 247L216 246L207 245L204 242ZM2 243H5L4 244L5 246H3V245L1 246ZM41 243H43V244H41ZM91 243H92V246H91ZM40 244H41L42 247L39 246ZM151 244H152V246H151ZM106 245H107V247H106ZM105 247H106V249H104ZM53 248L55 250H59V251H57L55 253L56 257L53 256L54 259H53V257H51L49 255V251L53 250ZM90 248H91V250H89ZM104 250H106V251H104ZM188 250H190V251H188ZM143 251H144V253H143ZM23 253L25 254L26 257L23 256ZM93 253H94L95 258L91 259V261L86 263L85 262L86 259H83V257H84L83 255L90 256ZM196 253H194V255ZM164 254L168 255L167 258H170V259H168L169 261L168 260L166 262L164 261V259H165V258L163 259V255ZM121 255H123V253H121ZM116 256H114V257H116ZM143 256H145V257L143 258ZM128 258H125V259H128ZM151 258H153V259L149 263L148 262L145 263L143 261V260H147V259H148L147 261H149ZM110 261H111V258L108 257V262H106V264H109ZM220 261H221V259H220Z\"/></svg>",
	"mask_w": 264,
	"mask_h": 264
}]
</instances>
